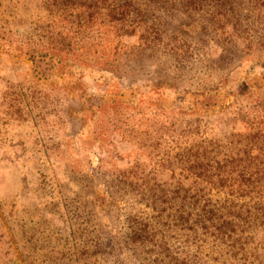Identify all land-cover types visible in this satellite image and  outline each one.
I'll return each mask as SVG.
<instances>
[{
  "label": "rangeland",
  "instance_id": "obj_1",
  "mask_svg": "<svg viewBox=\"0 0 264 264\" xmlns=\"http://www.w3.org/2000/svg\"><path fill=\"white\" fill-rule=\"evenodd\" d=\"M72 1L77 10L61 25L50 24L62 12L50 0H0V264H156L164 254L152 238L141 248L128 242L129 217L155 239L166 234V260L264 264V197L262 210L242 214L231 252L210 232L168 223L170 201L149 205L164 190L172 197L178 180L190 184L177 166L196 157L195 145L235 143L262 106L264 45L241 40L264 33V10L256 0H214L226 10L221 34L206 0H133L141 29L118 37L110 2L96 11L94 0ZM156 33L154 52L110 64L114 49L131 52ZM69 53L108 62L81 64ZM129 170L132 188L119 180ZM223 193H199L198 209Z\"/></svg>",
  "mask_w": 264,
  "mask_h": 264
},
{
  "label": "trees",
  "instance_id": "obj_2",
  "mask_svg": "<svg viewBox=\"0 0 264 264\" xmlns=\"http://www.w3.org/2000/svg\"><path fill=\"white\" fill-rule=\"evenodd\" d=\"M72 2V3H68ZM96 1L95 7L96 11L98 10L99 2H110L111 10L109 16L112 17V29L114 34L118 37H122L124 35L131 36L133 34H137L140 31L139 24L143 19H136L140 15V11L136 9H132L133 0H94ZM183 2L185 7L189 6L190 4H196L199 2L203 3L205 0H180ZM256 5L253 6L259 14L262 13L264 10V0H256ZM207 3L213 8L210 14L213 16H217V20L215 19L213 25L214 29L218 33L221 34L226 30L225 25V18L222 19V16L218 17V14H225L226 10L221 4V7L214 3V0H206ZM218 2V1H216ZM69 4H72L70 6ZM56 6L58 10H62L56 15L55 19H52L50 24L60 23L61 25L64 23L70 22L68 19L65 18V15L68 11H71L70 15H73L78 7V2L74 3L72 0H50L48 6ZM202 5V4H201ZM215 5V6H214ZM215 8V9H214ZM52 11V10H51ZM96 11H91L90 16H93ZM264 13V12H263ZM133 16L135 18L133 19ZM264 16V14H261ZM143 17V15H142ZM227 18V16H225ZM263 23H264V18ZM223 21V22H221ZM75 23L74 21H72ZM147 20L145 21V24ZM81 24L77 22L78 28ZM152 27H154L152 25ZM233 27V25H232ZM145 31H148V26L144 28ZM143 30V32H144ZM71 32H75L77 30H70ZM239 32L240 28L234 27V32ZM158 33V32H157ZM150 36L145 37L144 41H141L138 44H133V48L131 52H126L123 55H119V53L114 49V57L109 60L110 64H115L119 61L131 62L130 54H135L136 58L135 61L139 58L143 57L145 53L149 52L150 54L154 52L157 46L163 41L161 37L157 36ZM232 32L228 30V34L230 35ZM227 34V35H228ZM142 37V36H141ZM221 37V36H219ZM61 38V37H60ZM64 39V36L62 37ZM140 38V37H139ZM239 38L240 35H239ZM258 38V39H257ZM242 39V38H241ZM247 45L252 47L254 46L255 42H259L258 45H264V33L260 35H250V39L244 38L241 41L247 42ZM173 51L175 55L177 52L176 45H171L170 50ZM70 58L75 59L79 63H86L90 60H94V62H99L100 65L105 64L108 62L106 58L100 59L99 57H89L87 54H78L77 57L72 54L67 55ZM95 58V59H93ZM106 66V65H104ZM113 65L112 70L116 68ZM121 68L123 70L124 67H117V69ZM135 68V67H134ZM134 70L133 68H131ZM118 73L117 71H114ZM120 72V71H119ZM259 107V111L253 115L251 120V116L248 115V120H251V124H247V129H243L238 131V139L235 143L234 133L230 137H234L232 141H226L222 143L208 144V142L203 141L202 144L195 145L196 157L194 159H188L186 157L184 161H178L179 165L183 172H187L188 178L191 179L190 184H184V181L178 180V186H176L174 194L172 197H165L167 192L164 190L161 196L154 195L149 201V205L152 208H156L158 202L166 204V202L170 201V205L177 207L168 213H162L164 216L167 217L168 223L175 222L176 225H180L184 228L189 227L192 229L193 233L205 231L214 234L220 241L227 244L228 249L235 248V244L240 243L241 236L236 239L232 237L236 236L238 233L236 232L238 227H243L244 222L248 216L245 215V219L242 214L244 211H249L251 208H256L257 210H262L263 208V197H264V126L257 127L252 125V121L255 119H259L264 122V102H262V106L260 104L257 105ZM236 144L240 146L237 148L235 147ZM210 146V148H208ZM204 147V150L202 148ZM212 151L213 159L215 161H211L208 157L207 151ZM203 153V155H202ZM222 154V156H220ZM182 158V160H183ZM207 159V161H206ZM250 159H253L252 161ZM181 162V163H180ZM174 169V168H173ZM137 174L136 171L129 170L128 172L124 173L123 176L119 179L123 182V185L126 187H134L137 186ZM126 175H128L126 177ZM182 184V185H180ZM152 192V189H150ZM205 190H215L220 193L223 191L224 196L216 198L214 203L208 202V204H204L202 209H198L201 207L200 205V198H198L199 193H204ZM191 192L192 195H191ZM178 205V206H176ZM188 206H192L195 209L197 216L194 217L191 213L195 211H190ZM161 211H165L164 205H162ZM186 207V208H185ZM197 209V210H196ZM194 219V223L192 224L190 220ZM132 223L128 224L130 229L127 238L128 242L137 248L144 247V244L151 240L152 238L153 245H156L160 251H163L160 258H158L155 263L156 264H169L173 262V264H185L184 260H178L177 257H173L172 260H166L170 255V247H169V240L167 239L166 234L164 233L161 238L155 239L152 235H147L146 232L148 230V223H138L136 224L132 217H129ZM243 221V222H242ZM145 226H140V225ZM264 226V218L262 221ZM201 230V231H199ZM235 243V244H234ZM231 252V251H230ZM179 257V256H178Z\"/></svg>",
  "mask_w": 264,
  "mask_h": 264
}]
</instances>
